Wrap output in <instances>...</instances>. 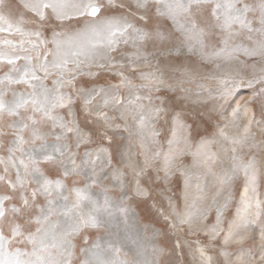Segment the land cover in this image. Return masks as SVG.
I'll return each instance as SVG.
<instances>
[{
    "label": "snow or ice",
    "instance_id": "snow-or-ice-1",
    "mask_svg": "<svg viewBox=\"0 0 264 264\" xmlns=\"http://www.w3.org/2000/svg\"><path fill=\"white\" fill-rule=\"evenodd\" d=\"M0 67V264H74L77 250L78 264H158L164 249L149 258L137 244L128 259L110 231L89 242L90 230L127 220L129 198L153 201L165 235H176V248L183 242L193 264H264V248L254 259L243 247L251 229L264 241V156L245 151L264 153V0H0ZM176 73L215 81L214 110L251 91L214 139L193 142L172 101L156 95L173 90ZM169 120L165 151L157 125ZM201 233L193 249L187 237ZM232 243L241 246L229 251Z\"/></svg>",
    "mask_w": 264,
    "mask_h": 264
},
{
    "label": "rangeland",
    "instance_id": "rangeland-1",
    "mask_svg": "<svg viewBox=\"0 0 264 264\" xmlns=\"http://www.w3.org/2000/svg\"><path fill=\"white\" fill-rule=\"evenodd\" d=\"M29 26L30 17H26L25 27L27 28ZM13 38L18 39L19 37ZM44 39H49V34L47 32L44 34ZM45 47L51 48L52 46L49 43ZM244 59V57H241V60ZM246 63L251 64L253 61L248 60ZM257 66H261V62L257 61ZM243 70L249 73L251 72L250 68H244ZM3 71L4 68L0 67V73ZM211 71V65L202 69L204 74H207ZM168 83L173 86V90L171 92L159 93L156 95L164 94L172 101V106L175 109V112L181 114L180 119L182 120L183 124L186 125L184 134L190 141L193 142L199 141L201 138H207L208 140L214 139L213 134L215 133L218 135L220 132L218 130H221L225 127V124L227 123V117L231 114V112L229 114L231 108L235 107L238 101L242 102L251 91L250 89H240L235 99L231 101V107L214 110V101L209 97V89L215 86V81L196 78L181 82L180 74L176 73L175 76L168 81ZM201 84L204 85L203 89L198 87V85ZM249 107H251L253 111L256 112V116L259 118V112L256 110L255 102ZM246 119V117L242 116V119L239 122L241 130L243 128V124L246 123ZM171 126L170 120L167 123L161 122L157 125V127L161 128V135L157 139L161 141L162 148L165 151L168 147L166 138L170 136L169 129ZM227 131L229 134H235L237 129L229 128ZM252 131L256 133L258 137L260 136V130L258 128L253 127ZM211 151H217L216 145L214 143L211 145ZM245 151L248 153V156L255 154L258 160L261 158V156H264V153H255L253 150L246 149ZM248 156H246L245 159H247ZM181 162L185 164H191L192 158L191 156H185L182 158ZM72 180L80 186L83 184L81 177H73ZM242 180L243 177L241 176L233 186V199L230 206L225 211V222L223 225L225 230L227 229V220L234 216L236 202L239 199L240 192L243 190ZM173 181L178 185L177 191H179V189L183 187V185L180 183L179 173H177V176L173 178ZM103 183L108 185L109 181L105 179ZM3 190V186H0V191ZM260 190L264 192V177H261ZM214 193L215 188L210 189L207 199L202 202L201 206L210 204L212 202V196ZM92 194L95 198L103 202V194L99 186L93 185ZM108 194L113 198H116L119 195V192L115 189L109 188ZM152 204L153 201L151 199H149L146 203H138L132 198L127 199L125 201V205L130 209L127 220L125 221L123 217H119L118 219L112 220L110 222L108 229L101 227L99 229L90 230L88 236L89 242H91L94 237L107 236V233L110 231L115 236H119L123 241L121 253L128 259L133 258V253L136 250L137 244H141L143 245L145 254L149 258H152L153 249H164L163 254L158 256V264H193V258L188 253L187 247L183 244V242L180 241L181 247L176 248V235L172 232H168L167 236L165 235V232L167 231L164 227L165 221L158 215L157 210L153 209ZM167 207V202H165L164 208L166 209ZM177 211H180L179 206L177 207ZM215 215V208H213L208 212L207 219L204 220V223H212L215 219ZM184 231V228H181L180 235H183ZM257 235L260 238H258ZM202 237L203 234L201 233L199 237H187V239L192 243L193 249H195V241L198 238L202 239ZM81 246L83 245L77 241L78 249ZM240 246L241 245L232 243L228 246V250L232 251L233 249H236ZM243 247H245L250 252H255L256 256L254 259H259V256L262 254L261 249L264 248V241L261 239L258 228L251 229L249 231L248 238L244 242ZM79 258L80 253L77 250V257L74 264H78Z\"/></svg>",
    "mask_w": 264,
    "mask_h": 264
},
{
    "label": "bare ground",
    "instance_id": "bare-ground-1",
    "mask_svg": "<svg viewBox=\"0 0 264 264\" xmlns=\"http://www.w3.org/2000/svg\"><path fill=\"white\" fill-rule=\"evenodd\" d=\"M235 106V105H234ZM230 112H231V110L229 111V114H230ZM229 116V115H228ZM222 118H225V117H222ZM247 120V119H246ZM244 122V121H243ZM218 131H220V130H218ZM258 236V235H257ZM258 238H260L259 236H258ZM235 259V258H234Z\"/></svg>",
    "mask_w": 264,
    "mask_h": 264
},
{
    "label": "crops",
    "instance_id": "crops-1",
    "mask_svg": "<svg viewBox=\"0 0 264 264\" xmlns=\"http://www.w3.org/2000/svg\"><path fill=\"white\" fill-rule=\"evenodd\" d=\"M30 17V16H29ZM75 27V26H74Z\"/></svg>",
    "mask_w": 264,
    "mask_h": 264
}]
</instances>
